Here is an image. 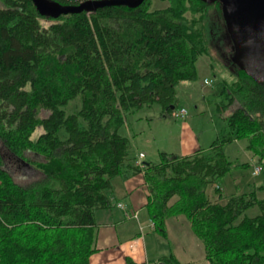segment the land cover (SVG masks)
<instances>
[{"label": "trees", "instance_id": "trees-1", "mask_svg": "<svg viewBox=\"0 0 264 264\" xmlns=\"http://www.w3.org/2000/svg\"><path fill=\"white\" fill-rule=\"evenodd\" d=\"M165 1L52 16L33 0H0V264H88L97 249L95 212L110 206L112 178L142 170L159 235L168 238V218L184 214L203 242L205 264H264V180L225 202L207 193L231 170L252 165L231 159L226 144L244 139L264 162V81L234 60L232 76L215 84L223 125L207 147L160 151L143 168L128 162V114L155 103L174 114L176 86L195 80L198 57L210 55L209 9L223 3ZM77 97L80 107L69 112ZM4 152L33 174L16 177ZM157 261L190 264L174 252Z\"/></svg>", "mask_w": 264, "mask_h": 264}, {"label": "rangeland", "instance_id": "rangeland-1", "mask_svg": "<svg viewBox=\"0 0 264 264\" xmlns=\"http://www.w3.org/2000/svg\"><path fill=\"white\" fill-rule=\"evenodd\" d=\"M152 2V9L162 8L168 4L165 0H152ZM223 5V3H216V5L209 9L210 15L206 20V34L210 44V55L204 53L198 57V77L195 80L181 81L176 86L178 92L177 107L185 105L187 114L184 117H177L171 112L162 111V108L157 103L145 106L135 113H129L126 123L127 131L137 147L150 150V146L145 142L146 137L155 136L159 130L166 126L171 127V129L178 133L181 124L186 121L194 130H199L203 127V129L211 132L214 138L217 136V131L221 129L223 120L221 115L216 111V101L219 100V97L215 94V84L223 77L232 76V72L236 68L234 60L236 48H238L237 40L239 41L237 31L231 26L232 19L225 13ZM187 15L190 16V13ZM206 77L213 79V82L211 84L205 83L204 79ZM190 94L195 96V100L188 99ZM80 104L81 101L77 97L68 105V111H76L80 107ZM138 116H141L142 119H139ZM125 132L126 129L124 127ZM203 138L206 139L205 136ZM174 144L176 145L177 141H174ZM225 150L231 159H238L242 162L249 161L252 165L233 169L221 177L217 182L219 186H222L219 187L222 192L221 195H218L214 190L218 185L215 184L208 187L207 193L210 199L221 202L227 201L233 194H240L251 190L254 183L264 180V162H259L257 156H254L252 151L246 148V141L244 139L226 144ZM4 153L7 167L16 177L23 178L26 175L33 174V170L21 159L14 157L8 152ZM157 157L158 153H155L151 158L156 160ZM256 165H260L261 169L259 173L253 174L252 171ZM259 195L264 196V192H260ZM175 199L176 197L172 201ZM257 211V207H254L247 210V213L254 214ZM183 216L186 215L183 214ZM167 228L170 236L168 239L154 232L155 237L158 238L157 253L160 255L171 252L175 253L177 251L182 260H192V264H202V261L205 260L204 245L192 227L189 225L187 234H185L184 230V234L183 232H176L174 226ZM189 236L193 237L197 243L192 244L193 239H189ZM191 251L193 253H190Z\"/></svg>", "mask_w": 264, "mask_h": 264}, {"label": "crops", "instance_id": "crops-1", "mask_svg": "<svg viewBox=\"0 0 264 264\" xmlns=\"http://www.w3.org/2000/svg\"><path fill=\"white\" fill-rule=\"evenodd\" d=\"M188 99L195 100V96L190 94ZM180 107H185V105H180ZM138 117L142 119L141 116ZM124 127L126 129L125 134H127L131 142V159L128 162L134 161V163L139 160L146 162L157 161L160 151L182 155L190 154L199 148L207 147L214 139L211 132L203 129V127L199 130H194L186 121L181 124L178 133L171 127L166 126L159 130L155 136L146 137L145 142L150 146V150H147L143 147H137L127 131L126 124ZM122 132L124 133V128H122ZM204 136L206 139L203 138ZM174 141H177L176 145ZM141 152L145 154L144 157H140ZM150 152L153 154L158 153L156 160L151 158L153 154ZM217 182L212 185L216 184L219 186ZM107 194L111 201L110 206L99 208L95 212L97 249L90 255L88 264H130L128 260H131L134 264H142L147 260H157L160 256L167 255H159L157 253L158 238L154 235L156 231L146 211L149 190L142 172L133 173L128 171L125 175L113 177L112 186L107 190ZM118 203H123L124 207L118 206ZM134 210H138V217L127 215V211ZM185 217L183 214L171 216L167 221V227L174 226L176 232H183L184 230L185 234H187V231H189L187 228L191 224ZM189 239H193L192 244L197 243L193 237L189 236ZM190 253L193 252L191 251ZM175 254L181 261L192 264V260H182L177 251H175ZM205 263L206 259L202 261V264Z\"/></svg>", "mask_w": 264, "mask_h": 264}, {"label": "water", "instance_id": "water-1", "mask_svg": "<svg viewBox=\"0 0 264 264\" xmlns=\"http://www.w3.org/2000/svg\"><path fill=\"white\" fill-rule=\"evenodd\" d=\"M231 26L238 33L235 61L256 80L264 81V0H222ZM41 14L95 9L106 4L138 5L143 0H87L78 5H62L49 0H33Z\"/></svg>", "mask_w": 264, "mask_h": 264}, {"label": "built area", "instance_id": "built-area-1", "mask_svg": "<svg viewBox=\"0 0 264 264\" xmlns=\"http://www.w3.org/2000/svg\"><path fill=\"white\" fill-rule=\"evenodd\" d=\"M85 0H81V2H84ZM205 83H212L213 82V79H209V78H205L204 79ZM175 115L176 116H180V117H184L186 114H187V108L186 107H180L178 110H175ZM144 153L141 152L140 153V157H144ZM138 164L143 168V161L142 160H139L138 161ZM260 169H261V166L260 165H256L253 169V174H257L260 172ZM143 173V170L141 171ZM118 206L120 207H124V204L123 203H118ZM127 215H131L133 217H138L139 215V212L138 210H134V211H127ZM152 226H153V223H152ZM144 264H166L162 261H157V260H147Z\"/></svg>", "mask_w": 264, "mask_h": 264}]
</instances>
